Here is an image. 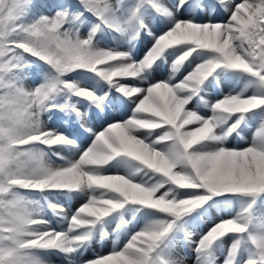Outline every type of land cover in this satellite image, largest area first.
Listing matches in <instances>:
<instances>
[{"label":"snow or ice","instance_id":"obj_1","mask_svg":"<svg viewBox=\"0 0 264 264\" xmlns=\"http://www.w3.org/2000/svg\"><path fill=\"white\" fill-rule=\"evenodd\" d=\"M34 4L0 0V264H50L49 255L62 264H188L181 242L195 245V264H216L221 249L223 264H264V220L257 215L264 203V113L248 146L227 144L248 114L264 110V0H178L176 7L207 9V22L179 19L165 0H74L36 18ZM217 6L228 15L214 22ZM153 13L171 23L162 35L152 31ZM141 33L154 43L136 59ZM109 37L129 47H109ZM176 52L168 79L150 83L158 62ZM194 58L203 59L177 81ZM218 70L247 83L202 116L188 105ZM249 89L254 94L246 95ZM54 116L59 127L49 128ZM69 121L78 126L75 138ZM81 138L91 143L78 159L46 151L78 150ZM113 161L135 162V170L105 174ZM140 172L158 179L135 182ZM29 193L86 200L69 214L47 195ZM219 197L240 198L239 211L193 240L187 218ZM48 209L55 220L46 218ZM144 210L160 215L121 246L124 214ZM118 218L111 251L87 257Z\"/></svg>","mask_w":264,"mask_h":264},{"label":"rangeland","instance_id":"obj_2","mask_svg":"<svg viewBox=\"0 0 264 264\" xmlns=\"http://www.w3.org/2000/svg\"><path fill=\"white\" fill-rule=\"evenodd\" d=\"M34 2L35 4L32 9V17L36 18L41 15H51L55 10V6L65 2L74 3V0H34ZM165 2L169 6L173 7L174 12L176 13V16L179 19L195 18L199 22H207L208 19L210 18L208 16L207 9L201 10L198 8H193L191 5H185L182 8L176 7L178 0H165ZM206 2L207 0H205V3ZM227 15L228 14L224 12L222 8L217 6V13L214 17H211V19L214 22H219L225 20ZM149 20L151 22L152 31L157 35H162L165 31L169 30V28L171 27L170 21L166 20L163 17H156L155 13L152 14V17H150ZM84 31H86V29ZM153 43L154 40L152 37H149L146 33H141L140 38L135 42V46L132 52L134 58L143 59L146 52L152 47ZM102 46H103V42H102ZM108 46L112 48L119 47L122 50H126L129 47L127 43L122 42V39L120 37H115V38L109 37ZM177 55H179V52H176L175 55H170L168 57L167 63L163 61L158 62V64L153 68L151 72L149 82L153 83L158 80H167L168 76L170 75L169 73L170 65L176 59ZM202 59L203 58H194L193 61H190L188 64H185L180 74L177 75L176 80L177 81H179L180 79L182 80V78H184V76H186L189 72H191L193 67L199 64L202 61ZM72 75L77 79H81V83L85 86H94L95 84V80L80 78L75 73ZM91 75L92 74H86V76H91ZM246 83H247V78H240L234 73L231 72L225 73L223 71L218 70V72L214 74V76L205 83L203 91L201 92L200 96L193 98L191 103L188 105V107L191 110L197 111L202 116H211L212 113H211L210 105L216 103L219 100L224 99L229 94H237L244 88ZM29 84H31V81H29ZM254 91H255L254 89H249L246 95H252L254 94ZM262 113H264V110H260L258 112L248 114V118L246 119V122L239 129L238 134L234 133V135L229 137L227 144L233 147L248 146L250 142H248L247 140L245 141L239 139L240 132L244 131L249 133H255L256 129L260 126L262 122ZM127 114L131 115L130 109L127 110ZM57 119L58 118L54 116L53 121L48 122L49 123L48 127L49 128L54 126L59 127V124L57 123ZM235 119L236 118L233 117V120ZM45 120L47 121V117H45ZM65 127L70 131L71 134H73V138H75V134L78 131V126L73 125V123L69 121V123ZM158 134L159 133H154L153 138ZM233 137H236L238 139L235 140L233 139ZM79 143H80V148L78 150L77 149L69 150L68 148L58 147L51 150L46 149V151H50V152L57 151L62 153L67 158L75 160L79 158V154L83 151V149L86 148L91 143V139L81 138ZM120 159L124 160V158H120ZM51 160L56 164L63 163V161L56 159L55 156H52ZM134 164L135 162H130V161H124L121 163H118L117 161H113L106 169H104V172L105 174H110V175L118 174V175L131 176L132 172L135 170V168L133 167ZM135 167H139V165H135ZM132 178L134 179L135 182L146 183V184H150L154 180L158 179L157 177H154L153 174L150 173L145 174V172H140ZM28 195L32 196L35 199H41L42 195H47L49 199L52 200L53 203L61 204L64 207L65 211L69 214L75 212L76 209L86 200V197L81 196L79 194L68 196L66 194H60V193L57 194L29 193ZM241 204L242 201L238 197H219V198H213V200H210L208 204L204 205L201 209H198L195 212H193L187 218L188 228L190 231L194 233L192 239L198 240L203 233H205L214 224L218 223L221 219L233 217L236 211L235 208H239ZM262 208H264V203H262L259 206L260 210ZM145 211L148 210H144L135 214H133L130 211H126V213L123 216V220L125 222L124 227L119 229L120 233H122L120 235L121 246L126 241L127 236L131 234V232L138 231L145 224L149 223L153 219L158 218L160 215V214H156L152 216H146L144 214ZM46 218L55 220L56 217L51 209L47 210ZM120 222L121 221L118 218L114 220L112 223L107 224L105 226V231L109 233V236L103 240V243H101L100 235H97L96 239L93 241L91 248L86 253L87 257H92L96 253L107 254L109 251H111L113 246V241L116 239L117 236L118 225L120 224ZM230 242H231L230 240L226 241L224 247L226 248ZM178 247H179L178 251L181 255H187L189 257L188 264H195V253L193 251L195 245L186 244V242H181V244ZM217 256L219 258L216 264H222L224 259L223 249L217 252ZM47 259L50 261V264H62L61 258L58 257L57 255H49Z\"/></svg>","mask_w":264,"mask_h":264},{"label":"bare ground","instance_id":"obj_3","mask_svg":"<svg viewBox=\"0 0 264 264\" xmlns=\"http://www.w3.org/2000/svg\"><path fill=\"white\" fill-rule=\"evenodd\" d=\"M183 79V78H182ZM181 80V79H180ZM254 134L255 133H249V132H244V131H242V132H240V137H239V139L240 140H247L248 142H252V140L254 139ZM234 135V134H233ZM233 139H238V138H236V137H233ZM214 207V206H213ZM212 207V208H213ZM241 207V206H240ZM240 207L239 208H235L236 209V211H235V214H236V212L237 211H239V209H240ZM207 208V207H206ZM216 208V207H215ZM214 208V209H215ZM220 213V212H219ZM257 215H258V218L259 219H262V220H264V208H262L261 210L259 209V211H258V213H257ZM192 262H194V261H192ZM223 264V263H222Z\"/></svg>","mask_w":264,"mask_h":264}]
</instances>
